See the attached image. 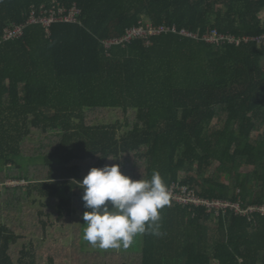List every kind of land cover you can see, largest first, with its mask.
<instances>
[{
    "label": "trees",
    "instance_id": "trees-1",
    "mask_svg": "<svg viewBox=\"0 0 264 264\" xmlns=\"http://www.w3.org/2000/svg\"><path fill=\"white\" fill-rule=\"evenodd\" d=\"M52 6L79 12L3 40ZM263 14L264 0H0V264H264V46L204 38L258 37ZM148 26L170 31L106 45ZM172 186L245 214L177 204ZM102 189L137 195L140 250L82 248L79 193Z\"/></svg>",
    "mask_w": 264,
    "mask_h": 264
},
{
    "label": "rangeland",
    "instance_id": "rangeland-1",
    "mask_svg": "<svg viewBox=\"0 0 264 264\" xmlns=\"http://www.w3.org/2000/svg\"><path fill=\"white\" fill-rule=\"evenodd\" d=\"M79 194L89 199V208L83 217L86 224L82 236L84 250L133 252L141 249L143 209L131 203L136 199V194L122 189L84 191Z\"/></svg>",
    "mask_w": 264,
    "mask_h": 264
},
{
    "label": "built area",
    "instance_id": "built-area-1",
    "mask_svg": "<svg viewBox=\"0 0 264 264\" xmlns=\"http://www.w3.org/2000/svg\"><path fill=\"white\" fill-rule=\"evenodd\" d=\"M78 12L79 11L76 10L75 7H73L68 15H64L65 10L63 8H55V6H52V8L48 11V15L39 16L35 12V10H32L25 25L15 26L13 28L6 29L4 31L3 40L7 41L10 39L20 37L26 25L42 24L46 29H48L53 22H57V21L73 22L75 20L74 17L76 14H78ZM41 14H45V12H41ZM262 18L264 20V15ZM167 31L170 30L164 27H160L159 29L156 30L152 29L149 26L147 30H143L142 28H133L127 30L125 35L120 40L110 41L109 43H106V45L108 46V44L111 43H124L130 41L134 37H148L154 34H159ZM171 31H175L174 28L171 29ZM183 33L186 34L185 32ZM204 38L207 42L228 41V42H233L235 44H239L240 41H244V42L255 41L259 46L262 45L264 46V33L255 38L245 37L242 40H236L234 38L224 37L222 35H219L216 31H212L209 35L205 36ZM160 193L166 198L181 205L205 206L209 211L211 210L217 211V210H224L227 208H231L234 209L237 213L245 214V211H242L238 204H229L227 202L209 201V200L200 199L196 197L191 190H188L185 187L172 186L169 189L162 190ZM260 210L264 212V208H261Z\"/></svg>",
    "mask_w": 264,
    "mask_h": 264
}]
</instances>
